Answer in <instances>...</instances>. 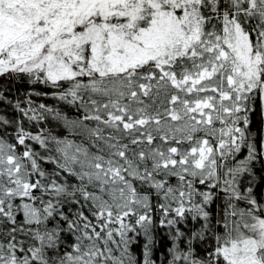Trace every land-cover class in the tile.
<instances>
[{"label":"snow or ice","instance_id":"1","mask_svg":"<svg viewBox=\"0 0 264 264\" xmlns=\"http://www.w3.org/2000/svg\"><path fill=\"white\" fill-rule=\"evenodd\" d=\"M0 264H264V0H0Z\"/></svg>","mask_w":264,"mask_h":264},{"label":"trees","instance_id":"2","mask_svg":"<svg viewBox=\"0 0 264 264\" xmlns=\"http://www.w3.org/2000/svg\"><path fill=\"white\" fill-rule=\"evenodd\" d=\"M49 103H51V101H49Z\"/></svg>","mask_w":264,"mask_h":264}]
</instances>
